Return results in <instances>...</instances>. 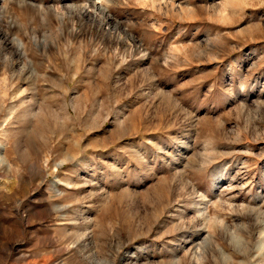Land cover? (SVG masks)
<instances>
[{"label": "rangeland", "instance_id": "obj_1", "mask_svg": "<svg viewBox=\"0 0 264 264\" xmlns=\"http://www.w3.org/2000/svg\"><path fill=\"white\" fill-rule=\"evenodd\" d=\"M104 1L0 0V264H264V0Z\"/></svg>", "mask_w": 264, "mask_h": 264}, {"label": "bare ground", "instance_id": "obj_2", "mask_svg": "<svg viewBox=\"0 0 264 264\" xmlns=\"http://www.w3.org/2000/svg\"><path fill=\"white\" fill-rule=\"evenodd\" d=\"M104 2H107V0L104 1ZM103 5H105V4H103L101 1H97V2L94 4V7H96L97 9H99V10L102 11V12H105V11H106V6H103ZM3 149H4V146H3V144L0 143V153L2 152ZM0 160H2V159H1V156H0ZM0 162H1V161H0Z\"/></svg>", "mask_w": 264, "mask_h": 264}]
</instances>
